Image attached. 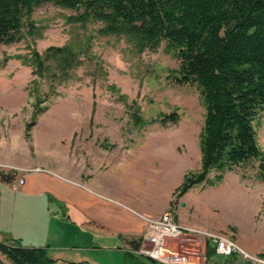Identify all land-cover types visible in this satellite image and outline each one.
Wrapping results in <instances>:
<instances>
[{"label": "rangeland", "instance_id": "1", "mask_svg": "<svg viewBox=\"0 0 264 264\" xmlns=\"http://www.w3.org/2000/svg\"><path fill=\"white\" fill-rule=\"evenodd\" d=\"M80 12L41 4L30 16L31 31L25 21L19 41L0 43V171L14 177L0 181L15 188L39 174L47 190L71 185L65 177L96 174L97 197L110 206L123 203L148 213H139L146 227V218L174 213L185 234L167 246L194 261L216 264L205 262L207 233L230 237L250 254L264 257V179L258 162L225 172L219 183L213 170L208 181L180 195L185 175L201 167L206 107L199 88L176 81L180 62L165 41L155 51L139 52L125 35L102 33L100 21H74ZM50 46L72 48L77 60L63 73L55 59H46L48 68L39 77L32 52L44 57ZM52 71L57 75L53 81ZM38 98L39 107L47 108L26 137L25 124ZM134 106L144 123L134 122ZM171 112H178V122H158ZM255 126L264 149V112ZM114 212L98 219L101 233L125 223L126 215ZM59 219L67 221L62 215ZM137 239L141 245L142 237ZM134 249L130 244L127 253L136 256L115 254L107 264H162Z\"/></svg>", "mask_w": 264, "mask_h": 264}, {"label": "trees", "instance_id": "2", "mask_svg": "<svg viewBox=\"0 0 264 264\" xmlns=\"http://www.w3.org/2000/svg\"><path fill=\"white\" fill-rule=\"evenodd\" d=\"M47 2L81 8L74 21H100L102 33L125 35L139 52L155 51L163 41L174 51L180 62L176 81L195 84L206 107L199 141L201 167L185 175L178 188L180 195L208 181L213 170L218 172L219 183L225 172L254 162L264 179V149L255 126L264 112V0H0V43L19 41L25 21L31 31L34 8ZM31 58L33 72L39 77L48 68L46 59H55V68L63 73L77 60L67 46H50L44 57L33 51ZM51 76L52 81L57 78L54 71ZM40 102L38 98L32 118L25 124L26 137L47 108L39 107ZM139 111L135 108L132 113L136 124L144 123ZM178 120V112H171L158 122L167 125ZM0 179L10 182L14 177L0 171ZM139 242L133 239L130 244L138 248ZM214 255L215 248L208 244L207 256L212 259ZM51 262L44 247L0 240V264Z\"/></svg>", "mask_w": 264, "mask_h": 264}, {"label": "crops", "instance_id": "3", "mask_svg": "<svg viewBox=\"0 0 264 264\" xmlns=\"http://www.w3.org/2000/svg\"><path fill=\"white\" fill-rule=\"evenodd\" d=\"M7 164L16 166L11 162ZM37 175H30L22 186L15 188L0 181L1 241L26 247H44L52 259L49 264H107L115 254L129 256L130 241L142 237L146 232V222L140 214L148 213L123 203L119 205H123L124 209L121 208L123 206H110L97 197L100 185L95 179L96 174L65 177L71 185L61 183L59 186L45 187L47 190L41 188V185L47 184L44 178ZM83 179L86 184L82 182ZM48 190L51 197L45 199ZM51 201H54L52 209ZM111 211L117 212L116 215L124 213L125 223L113 231L101 233L98 219ZM158 213L160 211L155 214ZM61 215L67 221L60 220ZM179 221L184 224L182 220ZM207 259L218 264L223 260L231 261L218 254L212 259L207 256Z\"/></svg>", "mask_w": 264, "mask_h": 264}, {"label": "built area", "instance_id": "4", "mask_svg": "<svg viewBox=\"0 0 264 264\" xmlns=\"http://www.w3.org/2000/svg\"><path fill=\"white\" fill-rule=\"evenodd\" d=\"M146 220L148 221L146 232L142 236L139 248L134 249L136 254L144 255L162 264H203L167 246L169 240L178 239L185 232L183 226L176 222L174 213L167 211L158 218H146ZM208 244L215 248L216 254L231 259L230 264H264V257L250 254L225 235L207 233L206 249ZM204 258L206 263L209 262L206 252Z\"/></svg>", "mask_w": 264, "mask_h": 264}]
</instances>
